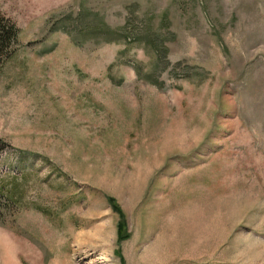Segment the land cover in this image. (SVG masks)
Returning a JSON list of instances; mask_svg holds the SVG:
<instances>
[{"label":"rangeland","instance_id":"rangeland-1","mask_svg":"<svg viewBox=\"0 0 264 264\" xmlns=\"http://www.w3.org/2000/svg\"><path fill=\"white\" fill-rule=\"evenodd\" d=\"M0 15V264H264V0Z\"/></svg>","mask_w":264,"mask_h":264},{"label":"trees","instance_id":"trees-1","mask_svg":"<svg viewBox=\"0 0 264 264\" xmlns=\"http://www.w3.org/2000/svg\"><path fill=\"white\" fill-rule=\"evenodd\" d=\"M15 35L13 23L0 15V61L10 52V46L16 39Z\"/></svg>","mask_w":264,"mask_h":264}]
</instances>
